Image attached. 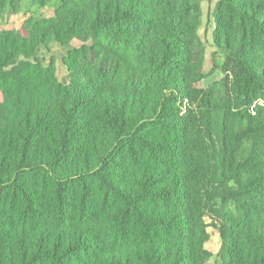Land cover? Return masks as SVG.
Masks as SVG:
<instances>
[{"label": "trees", "instance_id": "trees-1", "mask_svg": "<svg viewBox=\"0 0 264 264\" xmlns=\"http://www.w3.org/2000/svg\"><path fill=\"white\" fill-rule=\"evenodd\" d=\"M53 1L0 35V264H205L208 187L239 214L226 264H264V0L217 5L229 98L197 88L200 0ZM74 41L67 82L34 64Z\"/></svg>", "mask_w": 264, "mask_h": 264}, {"label": "rangeland", "instance_id": "rangeland-1", "mask_svg": "<svg viewBox=\"0 0 264 264\" xmlns=\"http://www.w3.org/2000/svg\"><path fill=\"white\" fill-rule=\"evenodd\" d=\"M224 1L200 0L201 23L197 31L200 42L197 44V57L202 63L203 74V79L197 84V88L202 91L214 90L216 98H229V87L232 80L229 55L225 48L217 43L220 42L219 40L228 37L227 32H229L228 28H218L215 15L217 5ZM58 8L59 4L57 1L40 6L34 0H22L17 11L10 10L0 14V35L10 34L20 38H27L32 32L31 29L34 22L42 25L45 21L51 20L54 18ZM80 48L81 43L77 41L72 42L67 48H62L58 44L52 43L48 48H41L38 51L34 64L45 70L53 71L57 81L67 82L69 73L64 61L68 59L69 50H78ZM88 58L89 62L93 63L97 56L89 52ZM255 106L264 107V95L257 96L251 111ZM222 118V121H224L223 112L218 115L219 122H221ZM250 147L251 143L243 145L242 154L246 155ZM228 187L236 189L232 182L228 183ZM208 190L210 192L204 197L206 208L202 219L205 231L208 234V240L203 245L205 251L209 254L205 264H226L229 235L227 234L226 223L220 216V212L233 218H238L239 214L234 201L223 199L220 195H214L210 187H208ZM10 246L11 241H6L4 248H9ZM97 257L98 255H93L91 262L98 264L99 258L97 259Z\"/></svg>", "mask_w": 264, "mask_h": 264}]
</instances>
